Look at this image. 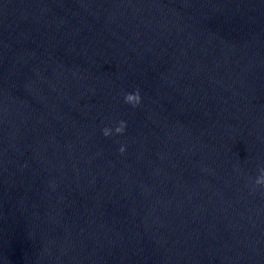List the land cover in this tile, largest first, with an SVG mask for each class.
<instances>
[{
  "label": "clouds",
  "instance_id": "clouds-1",
  "mask_svg": "<svg viewBox=\"0 0 264 264\" xmlns=\"http://www.w3.org/2000/svg\"><path fill=\"white\" fill-rule=\"evenodd\" d=\"M124 103L130 105L132 108L138 107L142 103V97L139 89L134 92H128L124 94ZM127 128V122L124 120L116 121L113 126H106L102 129V134L104 137L120 136L123 135ZM125 147L122 145L119 149L120 153L125 152ZM259 175L255 178L252 183L251 190L253 192L258 189L264 191V167H261L259 170Z\"/></svg>",
  "mask_w": 264,
  "mask_h": 264
}]
</instances>
